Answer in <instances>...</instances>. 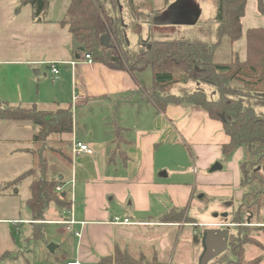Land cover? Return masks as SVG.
I'll return each instance as SVG.
<instances>
[{"label":"crops","instance_id":"0c3cea01","mask_svg":"<svg viewBox=\"0 0 264 264\" xmlns=\"http://www.w3.org/2000/svg\"><path fill=\"white\" fill-rule=\"evenodd\" d=\"M26 1L0 0V101L10 105L15 91L14 97L18 98L13 104L19 107L35 106L40 111L55 112L75 104L70 140L83 142L94 152L73 160L72 168L64 178L71 194L68 195L65 185H61L73 203V217L78 223L73 226L74 231L81 235L77 238V257L68 264H109L104 261L113 257L116 243L120 242L121 249H130L138 238H144L143 243L147 245L157 244L161 249V241L167 238L178 240L187 228H191L187 221L195 223V228H191L189 248L194 253L193 263H196L203 252L201 246L194 245V236L202 233L203 229H219V225L226 223L217 215L213 221L196 219L197 214L207 210L204 200L219 198L237 202L239 206L242 204L240 163L243 150L239 149L231 161L224 162L222 146L230 139L221 122L212 120L202 110L190 107L169 106L164 112H158L147 88L142 85V79L123 69L95 62L90 66L78 61L83 52L78 50L69 28L60 23L66 8L58 14L48 10L47 18L37 21L32 6ZM167 3L168 0H152V8H168L170 4ZM257 5L258 0L257 14L264 19ZM76 61L77 64L71 66ZM52 65L59 70L58 74L52 73ZM14 66L25 70L15 83L16 90L12 81ZM32 69L36 77L47 71L52 80L56 79L61 84L53 95L51 111L39 107L43 103L40 99L39 104H34L29 88L24 85L28 81L33 82ZM67 88L72 91L65 95ZM98 109L101 112L105 109L110 119L102 120L105 122L103 128L80 135L75 129V112L87 115ZM112 117L116 119L114 126L110 124ZM11 126H16V137L8 134ZM29 133L30 140L26 139ZM35 133L36 128L31 123L0 121V177L10 169L27 165L31 168V158L25 151L32 147ZM22 137L28 146L13 148L12 143H20ZM188 149H192L191 153L195 155L189 157ZM181 155L183 160L178 157ZM170 163H177L174 170H171ZM216 164L226 172H211V166ZM197 168L211 169L205 175H198ZM0 181L7 180L3 178ZM198 189L203 196L195 201ZM15 199L16 196L0 193V212L5 211L0 223L30 222L6 217L11 214H6L7 202ZM8 209L11 210L10 207ZM172 211L175 212L171 215L181 219L163 220ZM26 213V218H30L28 210ZM48 213L53 221L68 218L65 211L56 214L54 207ZM113 217L129 219L136 225H112ZM144 233L148 236H141ZM151 251L152 255L160 258L161 251L155 248ZM140 254L143 255L142 249ZM171 257L168 262L159 260L173 264ZM176 264L187 263L181 261Z\"/></svg>","mask_w":264,"mask_h":264},{"label":"trees","instance_id":"16d2710c","mask_svg":"<svg viewBox=\"0 0 264 264\" xmlns=\"http://www.w3.org/2000/svg\"><path fill=\"white\" fill-rule=\"evenodd\" d=\"M118 1L70 0L60 23L69 28L78 50L89 54L95 63L123 69L132 75L151 69L153 87L147 92L158 112H164L169 106H191L206 112L212 120L221 122L230 139L222 146L224 162H229L239 149L244 153L240 163L243 198L241 208L233 212V222L241 224L247 211L253 215L251 220L255 217L264 221V28L249 29L245 33L247 55L244 61L238 57L224 64L213 61L223 43L235 44L243 38L242 20L247 0H217L214 19L217 25L216 42L213 44L193 39L162 41L154 38L155 29L164 24V17L174 8L186 4L190 10H199L194 0H180L171 9L159 10L152 8V0L139 6L133 0H127L132 12V32L141 35L144 25L151 29L146 45L133 50L126 47L125 22L119 13ZM25 3L32 6L34 18L42 21V15L48 9V0H27ZM257 8L264 17L263 0H258ZM189 83L215 89L218 98L210 99L201 90H189L182 95L172 93L174 87L183 89ZM0 121L28 122L37 131L32 138V147L25 151L31 158V168L0 189L3 194L11 191L8 193L10 196L18 197L19 188L28 184L29 197L24 205L30 214V223L35 227L27 239L38 240L43 236L51 206H58L63 211L72 209L73 203L67 193L56 192L58 185H65V175L72 165V107L45 112L35 106L11 107L0 101ZM51 158L56 159L63 169V173H57L56 177L49 175ZM174 212L164 216L163 220H180L179 216L171 215ZM231 236L229 246L233 245L234 253L230 259L218 264H263L262 258L246 261L243 248L250 244L249 241ZM198 244L200 239L195 235L194 245ZM104 262L168 264L157 257L145 259L142 254L137 257L129 249L122 250L120 242L116 243L113 257Z\"/></svg>","mask_w":264,"mask_h":264},{"label":"rangeland","instance_id":"374dc122","mask_svg":"<svg viewBox=\"0 0 264 264\" xmlns=\"http://www.w3.org/2000/svg\"><path fill=\"white\" fill-rule=\"evenodd\" d=\"M135 2V5H147L148 0H133ZM198 3V8L201 12L200 19L196 25H171L168 26L165 23L171 21L170 13L164 17V24L157 27L155 29L154 38L156 40H162V41H168V40H179V39H193V40H200L209 44H213L216 42V28L217 25L214 22L217 7L216 2L217 0H194ZM181 1L180 0H168L167 4H170V7L168 9H171L172 7L178 5ZM70 3V0H48V9L47 11L42 15L43 19L47 18L48 10H54L56 14L60 13L64 8H68ZM117 6L119 8V13L124 17L125 22V36H126V47L130 50L136 49L139 46L146 45V43L150 39V28L149 26L144 25L143 32L141 35H135L132 32V27L134 25L132 19V12L130 11V6L128 5L127 0H119L117 3ZM122 10V11H121ZM130 16V19L128 18ZM51 16H55V14H51ZM135 23V21H134ZM243 24V31L244 36L243 38L236 42L235 44L230 43H223L220 49H217V53L214 56L213 61L215 63H229L231 61H235L236 57L240 59V61H244L247 55V44H246V37L245 33L250 28H264V19L260 17L257 14L256 10V0H247V8L245 17L242 20ZM113 61H116V58H112ZM127 67V66H126ZM58 70V69H57ZM15 74L13 81V89L16 90L15 83L18 81V79L21 77L22 74L25 73V70L23 67L14 66L12 70ZM33 71V69H32ZM59 71V70H58ZM135 76H137L140 80L142 79V85L145 86V88H152L153 87V72L151 69H148L147 71H144L143 73H135ZM47 76V77H46ZM50 73L45 71L40 76H35V73L33 71V82L28 81L24 85L29 88L31 100L34 102V104H39V99L42 100L43 103L39 104V107L42 108V110L51 111L52 107L54 106V101L52 100L53 95L57 93V90H59V84L56 82V79H51ZM36 78V80H35ZM48 81V83L46 82ZM194 86H185L183 89H181L180 86L174 87L172 89V93L176 95H182L184 93H187L189 90H201L207 93L208 97L210 99L216 100L218 98V94L216 93L215 89L204 86L201 84H193ZM72 91L71 88H67L65 95L69 94ZM13 95L10 98V106L11 107H19L15 106L16 104H13L17 100L18 97L15 96V91L12 92ZM62 98V97H60ZM66 98V97H65ZM63 98V99H65ZM61 105H65L61 103ZM31 106V105H29ZM75 104L72 106V111ZM190 109L193 110H199L195 107H191ZM101 109L96 110V112L88 113L87 115H81L79 112H75V129L79 132L80 135L85 136V132H88L90 130H97L103 128L105 126V122L102 121L103 119L107 118L110 119L108 116V113L105 109H102L103 111H100ZM264 112V110H262ZM113 119V117H112ZM116 119H113L110 124L114 126V122ZM14 125V124H13ZM16 126H11V128L8 130V134L11 136L16 137L18 134V131L15 130ZM20 129V128H19ZM23 130V129H21ZM37 132V131H36ZM64 137V136H63ZM31 133L26 137V139L30 140ZM66 139V137H64ZM25 138L22 137L20 140V143H12L13 148H20V147H26L28 144L26 141H23ZM192 149H188L187 152L189 153V157H191V154L195 155L193 152L191 153ZM183 160V155L178 156ZM71 158L73 163V148H72V141H71ZM51 164L50 167V173L49 175L51 177H56L57 173L62 172L63 169L59 165L58 161L54 158H51ZM231 161V160H230ZM182 163V161H181ZM184 163V162H183ZM177 163H170L171 170H174V166ZM222 164V163H221ZM213 166V165H212ZM211 166V168H212ZM192 166L190 165V168ZM225 167V164H224ZM72 168V165H71ZM210 168V169H211ZM29 169V166H22L18 169L14 170H8L5 172V174L0 177V179H5L7 181H0V188L4 184L9 183L12 181L15 177L19 176L18 173L21 174L22 172ZM210 169L207 171V169L197 168L196 174L198 175H205L210 172ZM1 170V169H0ZM225 173L226 170L222 171H216ZM194 171H193V177H194ZM65 191H67L68 195L71 194L68 190L69 188L67 185H65ZM11 191H7L6 193H10ZM198 195L195 196V201H198V199L203 196L202 192L199 191V189L196 191ZM0 193H2V190L0 189ZM5 193V194H6ZM19 196L15 200H11L7 202V211L6 217H9L15 221L16 219L19 220H30L31 218L27 217V209L24 205V201L29 197L28 192V184H24L21 188H19ZM9 196V194L7 195ZM19 199V200H18ZM210 199V198H209ZM242 203V201H241ZM204 207L207 208V210H204L197 214V220H211L213 221L217 216H220L221 220H226L224 224L222 225H231L230 227H226V229L230 230L231 237H238L241 240L245 239L249 241L250 244L244 245V257L246 261H251L256 258H262L263 264H264V221L259 220L257 218H251L253 215L251 212H246V217L242 221L241 224H234L233 222V212H235L234 209L239 210L241 206H239V203L237 202H228L225 199H212L211 200H204L203 202ZM11 208L9 210L8 208ZM55 208L56 214H58L61 211H63L58 206H51V208ZM50 208V209H51ZM49 209V210H50ZM234 210V211H233ZM236 210V211H237ZM216 211L215 213H213ZM258 212V211H257ZM218 213V214H217ZM256 213V209H255ZM5 211L0 212V217L5 216ZM262 214H264V209L262 210ZM50 214L47 213V218L45 219V222H51L53 221L49 216ZM55 217V216H54ZM19 222V221H18ZM13 222L12 223H0V264H68L70 260H75L77 257V237L74 235V228L73 231H68L66 229V226L64 225H55V224H45L43 228V236L40 239H34L32 238L28 240L33 232L35 225L28 222V224H22L24 222ZM30 223V224H29ZM188 225L191 226V228H195V223L192 221L186 222ZM18 224V225H17ZM37 226V225H36ZM75 227V226H74ZM191 228H187L182 237L174 239L167 238L166 240L161 241L163 245H161V249L157 248L159 245H147L144 238H138L137 241L135 240L133 244L130 245V252L132 250V253L136 255L137 257L140 256V250L142 249L143 255L145 256V259H152L151 250L153 248L158 249L161 251L158 259H163L165 261H169L171 257V260L174 261L173 264H176V262L183 261L187 264H200L201 258L204 254V246L202 243L203 235L205 230H210L212 228H206L201 229L202 233L200 232L198 234L200 239V244L198 246H201L202 249V255L200 259H197L196 263L194 262V253L189 248L191 244ZM218 230H225V228H219ZM141 236L146 237L148 236V233H144ZM150 236V235H149ZM33 237V236H32ZM233 241V240H232ZM159 244V243H158ZM55 245L57 249L54 253H51L49 251V246ZM122 250H125V248H122ZM191 250V252L189 251ZM233 245L231 244V247H228L227 252L223 253L222 255H219L216 257L213 261H211L209 264H218L222 263L228 259L231 258L233 254Z\"/></svg>","mask_w":264,"mask_h":264},{"label":"water","instance_id":"95a60500","mask_svg":"<svg viewBox=\"0 0 264 264\" xmlns=\"http://www.w3.org/2000/svg\"><path fill=\"white\" fill-rule=\"evenodd\" d=\"M201 12L200 10L196 12H188L186 14L182 12H177L171 21L165 23L168 26L171 25H196L200 19ZM108 44V42L106 43ZM36 74H39L38 71ZM222 170V166L220 164H216L212 167L211 172H216ZM166 176V174H165ZM231 233L229 229L218 230V229H208L205 230L203 235V246H204V254L201 258L200 264H209L219 255L227 252L229 246V239ZM49 251L54 253L57 247L55 245L49 246Z\"/></svg>","mask_w":264,"mask_h":264},{"label":"built area","instance_id":"2783aa9c","mask_svg":"<svg viewBox=\"0 0 264 264\" xmlns=\"http://www.w3.org/2000/svg\"><path fill=\"white\" fill-rule=\"evenodd\" d=\"M78 61H82L83 63H86L87 65H90V66L94 64L93 59L87 53H84L79 58ZM76 64H77V61L76 62H72L71 66H75ZM52 73L53 74H58V70L55 67V65H52ZM72 148H73V154H74L73 160L76 159L80 155H93V153H94L92 148L89 145H87V144H85L83 142H80L78 140H73L72 141ZM72 184H74V182H72ZM56 192L57 193H63L64 192L63 187L58 185L56 187ZM64 214H66L68 216L67 219H60L58 221H51V222H48V223L64 225V226H66V229L68 231H73V226L77 225L78 223L74 220L72 209L70 211H65ZM110 224L117 225V226H132V225H136L135 223L131 222L129 219L121 218V217H113L112 220L110 221ZM227 226L230 227L231 225H219L218 228H226ZM73 232H74V235L77 238H80L81 235H80L79 232H75V231H73ZM69 264H79V263H69Z\"/></svg>","mask_w":264,"mask_h":264},{"label":"flooded vegetation","instance_id":"af4514ba","mask_svg":"<svg viewBox=\"0 0 264 264\" xmlns=\"http://www.w3.org/2000/svg\"><path fill=\"white\" fill-rule=\"evenodd\" d=\"M182 12V13H184V14H186V13H188V12H191V13H193V12H196V11H198V10H190V8L186 5V4H183V5H181L179 8L177 7V8H174L171 12H170V17H171V19H173V17H174V15L177 13V12Z\"/></svg>","mask_w":264,"mask_h":264}]
</instances>
